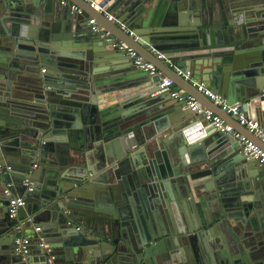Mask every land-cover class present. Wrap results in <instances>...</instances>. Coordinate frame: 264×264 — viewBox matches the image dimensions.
I'll return each mask as SVG.
<instances>
[{
	"label": "water",
	"instance_id": "95a60500",
	"mask_svg": "<svg viewBox=\"0 0 264 264\" xmlns=\"http://www.w3.org/2000/svg\"><path fill=\"white\" fill-rule=\"evenodd\" d=\"M68 1L260 145L193 81L264 118V0ZM83 15L0 0V264H264V167Z\"/></svg>",
	"mask_w": 264,
	"mask_h": 264
},
{
	"label": "built area",
	"instance_id": "2783aa9c",
	"mask_svg": "<svg viewBox=\"0 0 264 264\" xmlns=\"http://www.w3.org/2000/svg\"><path fill=\"white\" fill-rule=\"evenodd\" d=\"M58 1L61 4L69 3L70 8L72 10L76 11L78 14H84L83 9L78 7L76 4L70 3L68 0ZM93 5L94 3L91 2L90 7H93ZM108 18L111 19V16H108ZM87 23L90 25V29L92 31H101V36H104L106 39L112 38L110 32L107 29L99 26L94 17H89ZM120 28L125 29L123 25H120ZM129 34L132 35V31H129ZM112 46L116 47V49L121 51L122 53L128 55L131 58V62L135 67L147 72L148 75L156 79L158 89L157 91L152 92L151 96H154L158 93H168L169 96L185 102L192 111L203 115L206 125L213 126L216 130L221 132H229L240 143L247 157L257 160L258 164L264 167V148L261 147L257 142H255L252 138H249L245 133L236 130L231 123L227 122L220 115L213 112L212 109L202 107L199 104L198 100L194 98V96L186 94L180 88L178 89L173 87V80L169 76L163 75L162 72L155 66L152 61L144 59L127 43L116 38H112ZM157 57L163 59L170 66L172 65V61L170 59L164 58L163 55L158 54ZM177 74L182 75L184 79H192L189 70H186L184 73L177 71ZM197 90L202 92L206 97H208L214 105L219 106L220 109L226 114L234 117L239 125L244 126L249 133H252L253 136L257 137L260 140V142L264 143V132L259 128V122L257 120L247 117L244 112L239 109L238 104L228 103L222 95L214 93L210 89L206 88L203 83L197 84ZM196 124L199 127L202 126V122L200 120ZM1 167L2 164H0V168ZM5 167L7 169L11 168L10 165H6ZM23 184L27 185L28 190H31L30 181L25 179ZM3 192L5 195L9 196L7 207L8 215L10 218H14L18 213V209L25 204V198L22 195L12 194L9 185L4 188ZM27 243L28 238L17 236L15 238L17 252H26Z\"/></svg>",
	"mask_w": 264,
	"mask_h": 264
},
{
	"label": "crops",
	"instance_id": "0c3cea01",
	"mask_svg": "<svg viewBox=\"0 0 264 264\" xmlns=\"http://www.w3.org/2000/svg\"><path fill=\"white\" fill-rule=\"evenodd\" d=\"M88 11L90 12V11H92L89 7H88ZM184 13H187V12H190V11H183ZM83 17H85V19H87L88 20V15L86 14V13H84V15H83ZM193 19V18H192ZM108 20V19H107ZM106 19H105V21L106 22H108ZM172 61V65L171 66H173V64H174V60L172 59L171 60ZM41 68L42 69H44V67L43 66H41ZM188 70V69H187ZM43 71V70H42ZM193 80V79H192ZM200 83H202V82H199V81H193V84L194 85H196L197 86V84H200ZM173 87H175V88H178L176 85H174ZM179 89V88H178ZM181 89V88H180ZM264 90V89H263ZM225 98V97H224ZM226 99V98H225ZM226 101H227V99H226ZM199 102V101H198ZM199 104H200V102H199ZM230 104H237V103H230ZM201 105V104H200ZM202 106V105H201ZM202 107H205V106H202ZM263 107V108H262ZM207 108V107H206ZM261 108L262 109H264V106H261ZM195 115H197L198 113H194ZM217 114V113H216ZM219 114V113H218ZM201 114H199L198 116H200ZM227 117V116H226ZM227 119V118H226ZM225 119V120H226ZM252 119H254V120H257L258 122H259V128H260V130H262L263 132H264V118H262L261 119V117H255L254 116V118H252ZM198 120V119H197ZM197 120H195L194 122H192L191 123V126H193L194 128H195V130L194 131H192V133H194L195 135V137L196 136H198L199 134H202L203 133V131L202 130H199L198 128H196V123H198V121ZM227 121V120H226ZM228 122V121H227ZM81 123V122H80ZM208 125H206V127H207ZM66 135H62L61 137H65ZM165 136H166V134L164 135V137H163V140H165ZM255 137V136H254ZM255 138H257V137H255ZM258 139V138H257ZM187 141H189L190 142V138H188L187 137ZM259 142H260V140H259ZM261 144H262V142H260V146H261ZM262 146H264L263 144H262ZM261 146V147H262ZM1 164V163H0ZM38 164L39 163H37V165H36V167L38 166ZM2 166H4L3 164H2ZM5 166H6V164H5ZM57 184V183H56ZM9 185V184H8ZM7 185V186H8ZM10 186V189H11V185H9ZM12 190V189H11ZM251 197V196H250ZM17 216V215H16ZM34 230H36V227L33 229V231L30 229H28L27 230V232L25 233V237L24 238H29V240L30 239H41L42 240V238L39 236V232H38V234L36 233V231H34ZM17 233H19V231L17 232ZM21 233V232H20ZM22 234V233H21Z\"/></svg>",
	"mask_w": 264,
	"mask_h": 264
},
{
	"label": "flooded vegetation",
	"instance_id": "af4514ba",
	"mask_svg": "<svg viewBox=\"0 0 264 264\" xmlns=\"http://www.w3.org/2000/svg\"><path fill=\"white\" fill-rule=\"evenodd\" d=\"M158 207H160V206L158 205ZM160 213H161V211H160ZM179 236H181L182 241L185 243V241L188 239V237L192 236V233H189L187 236H184V234H179ZM183 246H185V245H183ZM183 246L181 248H182L183 253H185V250H184Z\"/></svg>",
	"mask_w": 264,
	"mask_h": 264
},
{
	"label": "clouds",
	"instance_id": "9594fccd",
	"mask_svg": "<svg viewBox=\"0 0 264 264\" xmlns=\"http://www.w3.org/2000/svg\"><path fill=\"white\" fill-rule=\"evenodd\" d=\"M197 121H199V120H197ZM196 128H198L199 130H202L203 131V127L201 126V127H199V126H197V124H196ZM195 129V128H194ZM193 131V130H192ZM194 134V133H193ZM240 144V143H239ZM255 160V159H254ZM260 165V164H259Z\"/></svg>",
	"mask_w": 264,
	"mask_h": 264
}]
</instances>
